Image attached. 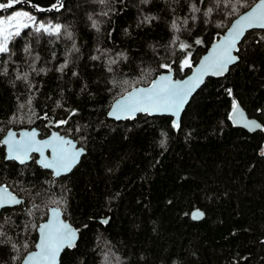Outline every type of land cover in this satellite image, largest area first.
<instances>
[{"label":"trees","instance_id":"obj_1","mask_svg":"<svg viewBox=\"0 0 264 264\" xmlns=\"http://www.w3.org/2000/svg\"><path fill=\"white\" fill-rule=\"evenodd\" d=\"M60 2L57 9L51 7L57 0H25L0 9V14L27 9L72 34L56 38L24 29L10 38V54H0V140L9 128L36 126L44 136L49 119H65L76 109L68 125L55 129L85 153L69 174L54 178L33 161L26 166L5 161L0 143V184L24 200L0 211L6 233L0 237V264H20L34 247L32 225L46 218L49 206L60 207L79 231L59 264H264V42L255 43L264 30L246 34L239 61L226 74L205 80L176 130L170 116L115 121L106 114L132 85H146L163 72L159 64L184 58L178 50L171 55L175 36L192 46L194 64L235 17L223 5L203 17L216 0ZM193 3L201 13L191 12ZM145 16L156 19L143 22ZM173 20L179 32L171 28ZM197 38L203 44L196 45ZM65 61L68 67L60 72ZM173 68L174 77L189 72L176 71L178 63ZM25 73L26 81L17 79ZM233 100L262 123L261 130L249 133L232 124ZM195 208L202 210L201 220L190 218Z\"/></svg>","mask_w":264,"mask_h":264},{"label":"snow or ice","instance_id":"obj_2","mask_svg":"<svg viewBox=\"0 0 264 264\" xmlns=\"http://www.w3.org/2000/svg\"><path fill=\"white\" fill-rule=\"evenodd\" d=\"M25 2V0H8L7 3H0V9H11L14 5ZM101 4L105 0H99ZM150 0H141V3L148 4ZM205 0H197V3H204ZM197 3L191 5V12L201 13V9ZM63 7L60 0L57 4H53L52 9H57V6ZM221 5L227 9L228 17H235L232 19L231 24L227 27L226 34L214 44L209 55L205 56L200 62L199 66L195 68L192 76L186 79L179 80L173 78L174 68L173 65L178 63V68L175 69L179 72H184L185 69L191 70L193 68L192 46L188 43L181 42L179 36H175L171 41L172 56H176L177 50L183 54V59L172 60L171 62L159 64V68L164 72L159 74L153 79L147 87L131 86V90H126L119 99L112 105L108 116L116 120H134L138 114L156 115L168 114L175 119L172 120V127L176 130L181 128L180 113L188 103L189 98L193 92L203 82L206 76H223L229 71V66L234 65L240 59L239 53L241 48L238 46L242 41L246 40V34L250 30H264V0L250 4L248 0H216V6L205 7L201 13L203 17L210 18L213 12L220 8ZM34 7H36L34 5ZM240 8L246 9L242 13ZM37 11H45L43 8L37 7ZM107 15V13H103ZM91 19V17H90ZM156 17L145 16L143 22L151 23ZM195 21L197 17L192 16ZM205 23L209 22L205 19ZM185 25L188 24L187 19L183 21ZM93 28L99 30L95 21L92 24ZM217 27H224L223 23L217 24ZM171 28L176 32L180 31L178 23L173 20ZM24 29H34L35 34H47L50 37L59 38L61 35H66L71 39L72 34L66 32L61 24H53L51 22L39 21L35 16L27 11H15L7 18H0V54H10L9 40L10 37H19ZM39 38V36H37ZM264 42V35H258L255 43L260 44ZM196 45L203 44V40L197 38ZM75 49V45H73ZM78 51V49H75ZM25 52L29 49L25 48ZM236 53V54H234ZM123 56V54H120ZM36 59H39L37 56ZM93 60L99 59L98 56H93ZM127 59V57H124ZM116 60H110L109 64H115ZM68 67V62L61 64L59 71L63 72ZM33 71L36 69L33 67ZM39 71L44 72L45 69ZM109 72L112 68L109 67ZM6 74V70H5ZM76 75V73H73ZM17 79H28V74L18 75ZM125 83H128L125 81ZM86 87V86H85ZM83 90V89H82ZM229 95L232 94L231 89H227ZM32 98L28 100L31 105ZM56 108H62L60 101H56ZM21 108L24 105L20 106ZM35 115V113H33ZM77 115V110H68V115L65 119H51L50 126L61 128L69 124V121ZM239 117V118H237ZM48 113L44 114V119H48ZM235 123H243L249 129L261 128L262 126L253 120H246L243 112L240 110L238 103L233 100L232 114L229 117ZM31 123V120L29 121ZM0 131H3L0 129ZM77 132L81 129L77 128ZM38 131L33 129L31 131L22 132L17 139V134L8 131L6 137L0 140V143L6 145L7 154L5 155L6 161L18 162L21 166H26L29 161H33L43 169L52 170L54 177H61L62 175L70 172L74 165L78 162L80 156L84 153L83 148H77L72 139L67 138L66 135H61L60 132H52L47 139H37ZM166 137V133H162ZM165 143L161 140V145ZM50 152V155H46ZM38 153L39 159H34L33 154ZM24 201L13 195L7 185H0V209L8 206L21 205ZM32 213L29 212V215ZM203 212L195 211L192 213L193 219H200L203 217ZM61 213L58 208L51 210V218L38 226L39 241L35 244L37 251L29 252L23 260V264H59L60 253L67 247H75V239L77 230L73 229L69 224L65 223L60 218ZM7 223V221H4ZM104 224L108 223L107 219L101 221ZM3 223H0V237L6 235L3 231ZM37 228L36 225H32ZM3 242V241H0ZM13 248L17 245L13 244ZM26 249L27 242L23 245Z\"/></svg>","mask_w":264,"mask_h":264},{"label":"water","instance_id":"obj_3","mask_svg":"<svg viewBox=\"0 0 264 264\" xmlns=\"http://www.w3.org/2000/svg\"><path fill=\"white\" fill-rule=\"evenodd\" d=\"M255 2H258V0H256ZM254 2V3H255ZM245 11V10H244ZM243 12V11H242ZM241 12V13H242ZM230 24H231V22H230ZM230 24L228 25V27L230 26ZM226 30H227V28L225 29V31L218 37V38H216L215 40H213L211 43H210V45L207 47V49H206V51L198 58V60L193 64V68L191 69V70H189V72L187 73V74H185L184 76H182V77H174V72H173V78L174 79H179V80H183V79H186L187 77H190V76H192L193 75V73H194V71H195V68L196 67H198L199 66V64H200V62L203 60V58L205 57V56H207V55H209V53L211 52V50H212V47H213V45L214 44H216V43H218L219 42V40L226 34ZM256 30H259V29H256ZM251 31V30H250ZM239 46V45H238ZM234 54H236V53H234ZM236 64V63H235ZM234 64V65H235ZM233 65H230L229 66V69L232 67ZM164 72V71H163ZM163 72H161V73H159V74H162ZM227 73V72H226ZM225 73V74H226ZM158 74V75H159ZM158 75H156L153 79H155ZM209 77H221V76H212V75H209V76H206L205 78H204V82H205V80L207 79V78H209ZM152 79V80H153ZM151 80V81H152ZM150 81V82H151ZM204 82L198 87V88H196V90L193 92V94H192V96L189 98V101H188V103L190 102V100H191V98L193 97V95L197 92V90L204 84ZM149 85V83L148 84H146V85H139V86H136V87H147ZM131 90V89H130ZM120 98V96L119 97H117L115 100H113V102L110 104V106H109V108H108V111H107V114H106V116H107V118H109V119H112V120H115V121H121V120H116V119H114V118H112V117H109L108 116V112L111 110V107H112V105L116 102V100L117 99H119ZM187 103V104H188ZM187 104L185 105V107L187 106ZM238 105H239V108H240V110L243 112V115H244V118L246 119V120H253V121H256L258 124H260L261 126H262V123L257 119V118H255V117H253V116H249L248 114H247V112H246V110L238 103ZM185 107H184V109H185ZM184 109L181 111V113H180V118H181V115H182V113H183V111H184ZM232 114V110H231V113H230V115ZM162 115H165V116H170L171 118H172V120L173 119H175V117H172L171 115H168V114H156V115H151V116H162ZM237 118H239V117H237ZM50 120L51 119H49L48 120V122L45 124L46 125V127H50V129H49V133L47 134V135H45V136H41L40 135V129L39 128H37L36 126H31V127H22V128H18V129H13V128H9L6 132H5V134L2 136V138H1V140H3L5 137H6V135H7V132L8 131H12V132H15L16 134H17V139H19V135H20V133H22V132H26V131H31V130H33V129H35V130H37L38 131V133H39V135L37 136V139H47L50 135H51V133L52 132H55V131H58L59 132V130H57V129H55L53 126H50ZM230 121L232 122V124L234 125V126H236V127H240V128H242V129H244V130H246L247 132H249V133H253V132H255V131H257V130H261L262 129V127L261 128H255V129H249V128H247V127H245L244 125H243V123L241 122V123H239V124H237V123H235L232 119H230ZM61 135H65V134H63V133H60ZM67 136V138H69V139H72L73 141H74V143L76 144V147L79 149V148H83L81 145H79L78 144V142L74 139V138H72V137H70V136H68V135H66ZM2 144V143H1ZM2 146L4 147V159H5V155L7 154V147H6V145H4V144H2ZM84 149V148H83ZM84 153H85V149H84ZM83 153V154H84ZM82 154V155H83ZM35 157V159H39V154L38 153H34L33 154ZM46 155H50V152H46ZM82 155L80 156V158H79V160H78V162L74 165V167L79 163V161H80V159H81V157H82ZM6 161V160H5ZM15 162V161H14ZM30 162V161H29ZM17 164H19L18 162H16ZM38 165V164H37ZM39 166V165H38ZM40 167V166H39ZM74 167L72 168V170L74 169ZM40 168H42V167H40ZM43 169V168H42ZM46 170H49V169H46ZM71 170V171H72ZM49 171H51V173H52V170H49ZM70 171V172H71ZM70 172H68V173H66V174H64V175H67V174H69ZM63 176V175H62ZM54 177V176H53ZM54 178H57V177H54ZM0 185H5V184H0ZM9 188V187H8ZM9 191H11V189L9 188ZM12 192V191H11ZM12 194L13 195H16V194H14L13 192H12ZM17 196V195H16ZM17 198H19V199H21V200H23V198H21V197H19V196H17ZM24 201V200H23ZM13 206H17V205H13ZM13 206H8V207H13ZM53 208H58L59 210H60V213H61V216H60V218L62 219V220H64V222L65 223H67V224H69L73 229H75V230H77V235H76V239H75V245H76V243H77V241H78V239H79V231H78V229L73 225V224H71L68 220H65L64 218H63V213H62V210H61V208L60 207H57V206H49L48 207V210H47V215H46V218L44 219V220H42L39 224H38V226L40 225V224H43V223H45V222H47L50 218H51V210L53 209ZM200 211V212H202V210H200V209H198V208H195V209H193V210H191V212H190V218L191 219H193L192 218V213L193 212H195V211ZM0 211H1V209H0ZM203 217H204V215H203ZM202 217V218H203ZM202 218H200V219H193V220H196V221H198V220H201ZM38 226H37V228H36V240H35V243H34V247L30 250V251H28L24 256H23V258H22V260H21V262H20V264H23V260H24V258L27 256V254L29 253V252H34V251H37V249H36V247H35V244L39 241V232H38ZM73 248V247H72ZM65 249H67V247L65 248ZM64 249V250H65ZM63 250V251H64ZM63 251L60 253V256H59V262H60V257H61V254L63 253Z\"/></svg>","mask_w":264,"mask_h":264},{"label":"rangeland","instance_id":"obj_4","mask_svg":"<svg viewBox=\"0 0 264 264\" xmlns=\"http://www.w3.org/2000/svg\"><path fill=\"white\" fill-rule=\"evenodd\" d=\"M15 11H27V12H29V10H27V9H24V8H17V9H14V10H11V11H9V12H5V13H1L0 14V18H7V16H9V15H11L13 12H15ZM30 13V12H29ZM31 14V13H30ZM11 38V37H10ZM263 153H264V146H263V148H262V150H261Z\"/></svg>","mask_w":264,"mask_h":264},{"label":"flooded vegetation","instance_id":"obj_5","mask_svg":"<svg viewBox=\"0 0 264 264\" xmlns=\"http://www.w3.org/2000/svg\"><path fill=\"white\" fill-rule=\"evenodd\" d=\"M53 127H54V126H53ZM54 128H55V127H54ZM49 129H50V127H48V132H47V134L49 133ZM47 134H46V135H47ZM40 135H41V134H40ZM41 136H42V135H41ZM44 136H45V135H44ZM33 156H34V155H33ZM34 157H35V156H34ZM34 159H35V158H34Z\"/></svg>","mask_w":264,"mask_h":264}]
</instances>
